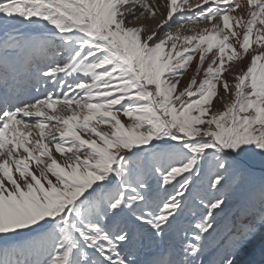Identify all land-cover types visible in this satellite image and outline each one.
Here are the masks:
<instances>
[{"label": "snow or ice", "instance_id": "obj_1", "mask_svg": "<svg viewBox=\"0 0 264 264\" xmlns=\"http://www.w3.org/2000/svg\"><path fill=\"white\" fill-rule=\"evenodd\" d=\"M0 264H264V0H0Z\"/></svg>", "mask_w": 264, "mask_h": 264}, {"label": "rangeland", "instance_id": "obj_2", "mask_svg": "<svg viewBox=\"0 0 264 264\" xmlns=\"http://www.w3.org/2000/svg\"><path fill=\"white\" fill-rule=\"evenodd\" d=\"M240 3L243 7L244 3H245V0H240ZM237 12L239 13L240 12V9L237 10ZM245 64H247V61H245ZM195 63H193L192 65H190L187 73L185 74V76L182 78L181 80V84L179 85V87L182 89L183 87H185L187 85V83L189 82V77L193 74L194 72V69H195ZM228 65H226L227 67ZM216 107H217V110H220L222 111L223 110V107L221 106V104L219 102L216 103Z\"/></svg>", "mask_w": 264, "mask_h": 264}, {"label": "bare ground", "instance_id": "obj_3", "mask_svg": "<svg viewBox=\"0 0 264 264\" xmlns=\"http://www.w3.org/2000/svg\"><path fill=\"white\" fill-rule=\"evenodd\" d=\"M145 23H147V21H145ZM149 26H151V25H149Z\"/></svg>", "mask_w": 264, "mask_h": 264}]
</instances>
